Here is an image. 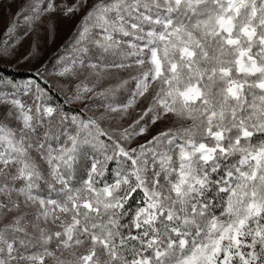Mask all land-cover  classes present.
Wrapping results in <instances>:
<instances>
[{"label":"snow or ice","instance_id":"snow-or-ice-1","mask_svg":"<svg viewBox=\"0 0 264 264\" xmlns=\"http://www.w3.org/2000/svg\"><path fill=\"white\" fill-rule=\"evenodd\" d=\"M0 264H264V0H11Z\"/></svg>","mask_w":264,"mask_h":264},{"label":"rangeland","instance_id":"rangeland-1","mask_svg":"<svg viewBox=\"0 0 264 264\" xmlns=\"http://www.w3.org/2000/svg\"><path fill=\"white\" fill-rule=\"evenodd\" d=\"M11 0H0V17H2L8 11V5ZM75 22H73L74 24ZM73 24H68L67 26H62L60 36L58 37L56 43L60 44L61 40L67 38L69 32L73 29Z\"/></svg>","mask_w":264,"mask_h":264},{"label":"trees","instance_id":"trees-1","mask_svg":"<svg viewBox=\"0 0 264 264\" xmlns=\"http://www.w3.org/2000/svg\"><path fill=\"white\" fill-rule=\"evenodd\" d=\"M73 30V29H72ZM72 30L69 32L67 38L70 39L71 38V33H72ZM4 71L6 73H11V74H15L17 76V78H22L24 75H26L25 73H17L16 70L14 68H6L4 69Z\"/></svg>","mask_w":264,"mask_h":264}]
</instances>
